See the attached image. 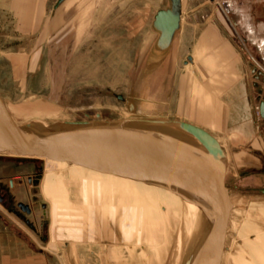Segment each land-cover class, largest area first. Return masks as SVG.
<instances>
[{
	"label": "rangeland",
	"instance_id": "1",
	"mask_svg": "<svg viewBox=\"0 0 264 264\" xmlns=\"http://www.w3.org/2000/svg\"><path fill=\"white\" fill-rule=\"evenodd\" d=\"M58 1L48 0L50 7H53ZM193 1L195 3L205 1L207 5L203 9L185 12L183 28L177 37V42L180 41V46L183 48L180 57L174 51L176 48L171 52L163 53L152 47L155 36L151 32L153 15L156 9L169 7L170 0H112L113 16L115 7L120 8L117 10V15L123 13V18L129 19V23L131 18L143 13V47L139 45L140 43L133 42L131 31H135V29L131 30L129 27L126 35L113 36L112 42L105 41L103 35H100L102 26L99 28L103 24L104 0H95L97 26L95 40L90 43H80V50L73 54L69 52L68 56L63 55L62 52H56L57 42L54 38L42 42L45 50L41 64L34 73L29 74L26 72V57L31 53L34 44L29 41V38H23L18 34V17L14 9V0H0V91L7 98L6 103L13 116L17 117L19 122L45 124L87 119V115L96 116L98 113L102 115L103 119L110 120L148 117L187 121L181 106L175 104L169 108L166 103L170 99L173 102L175 99L178 102L180 100V104L182 103L184 92L181 88L184 87L186 78L184 72L186 57L183 53L189 52L188 48L195 45L197 37L205 29L204 19L211 18L215 19L217 23H225V25L219 26L220 30L239 51L241 63L238 65V69L247 73L243 82L246 83L252 122L254 123L256 118L260 124V131L263 132L264 127L258 112L259 101L256 94L258 95L262 91L263 95L264 90H255L254 81L259 84L258 86H264V82L262 78H255L252 74L253 70L264 73V55L258 47L259 45L264 46L261 43L264 41V0H239L238 2L229 0L233 8V11L230 12L227 11L223 0ZM234 21L239 22L236 28L229 25ZM191 23L195 25L191 26ZM126 39L129 40L127 43ZM240 80L242 78L237 75V67H233L224 76L223 82L217 84L219 86L215 93L218 95V104L224 107V121L210 122L206 127L199 125L217 137L228 156V182L233 189L236 202L240 203H237V212L234 216L238 230L242 229L244 223L248 221L246 204L260 201L264 203L263 135L262 138L257 135L256 140L259 139V145H256L252 141L254 137H244L234 126L244 115L240 111L243 98L238 97L241 93L238 87ZM171 86L173 87L172 91H170ZM115 95H123L129 102L132 101L135 105V113L130 111L129 103L118 100ZM241 129L251 134L250 124ZM3 161H16L21 164V171L26 175H32L33 180L37 176L40 180L34 183L41 187L43 194L39 200L49 205L55 200L50 198L46 185L50 174L53 175L55 170L58 171L56 180L60 182L63 189V193L58 190L55 193L56 201H60L58 209H61L63 214L65 213L64 215L67 214L72 218L67 221L68 223H74L75 228L80 226L81 230H88V228L94 230L100 226L95 221V216H99V213L90 204L91 201L94 203L99 198L93 194L91 186L95 192L100 190L99 194L106 199L103 208L109 206L113 212L115 210L114 202H116L122 212V214L118 213L122 215L119 223L112 220L109 225L113 231V242H102L101 244V252L105 259H107V249H109L110 254L107 257H109L110 264H151V261L157 264L156 257L159 256L161 239L164 238L162 234L169 233V231L161 228L162 230L160 229L156 236L159 241L156 242L154 238L153 241L156 242L154 250L157 251L153 252L149 244L145 243V237L151 233H153V237L155 230L144 227L152 212L150 208L145 207V202L134 194L133 191H136L137 188L125 183L117 185L107 183V181L104 183L99 181L100 179L97 180L98 178L94 174L89 176L85 168L68 166L65 163H57L54 171H49V161L47 160L34 161L0 157V162ZM73 167L79 175H82L81 177L88 181L91 192L85 190V186ZM134 186L143 192L146 190L144 193L150 197V191H147L146 188L139 185ZM73 197L77 199L74 201L76 204L82 205L71 204L70 198ZM159 208L165 212L164 206ZM252 211L256 221L259 222L257 224L264 227V222L258 220V217L263 215L260 212L255 215V211ZM250 214L252 215V213ZM76 218L80 220L79 223L74 222L77 220ZM124 230L129 232V236ZM241 232L243 233V231ZM241 232L238 238L229 239V252L233 257L236 255L240 258L238 264H251V261L248 263L242 255H251V240L261 246L263 250L264 241L261 239L257 241V236L251 230H248L249 236H245ZM173 234L175 240L171 241L169 248L165 244L166 250H163V253L168 251V255L166 258L164 255L162 264H167L168 256L175 245L176 232ZM240 239L244 241L245 248L240 244ZM164 240L166 241V239ZM144 248L147 249L146 256ZM189 250L190 247L185 252L182 264L190 259L191 255L188 257ZM221 252L223 251L221 250ZM231 256L228 258L229 260H232Z\"/></svg>",
	"mask_w": 264,
	"mask_h": 264
},
{
	"label": "crops",
	"instance_id": "2",
	"mask_svg": "<svg viewBox=\"0 0 264 264\" xmlns=\"http://www.w3.org/2000/svg\"><path fill=\"white\" fill-rule=\"evenodd\" d=\"M238 1L236 0V2ZM170 2L169 7L158 8L153 15L151 32L155 36L152 47L163 53L171 52L176 48L174 51L180 57L183 48L180 46V41L177 42V37H179V31L183 28L185 12L203 9L207 4L205 1L195 3L193 0H181L178 9L182 17L181 27L176 32L171 44L164 45L161 41V32L155 27L154 22L155 16L160 10L173 8L172 0ZM223 2L227 11H233L229 0H223ZM57 4L50 7L48 0H14V9L18 17V34L23 38H29V41L34 44L31 53L26 57V72L29 74L34 73L41 64L45 50L42 42L54 38L57 42L56 52H62L63 55L68 56L69 52L73 54L80 50V43H90L95 40L97 27L95 0H65L59 6ZM119 9L115 7L113 16L112 0H104L103 16L101 15L103 24L99 26V28L102 26L100 35H103L105 41L112 42L113 36L126 35L129 27L131 30L135 29V31H131V35H134H132L133 42L140 43L139 45L143 47V13L136 15L133 19L131 18L129 23V19L123 18V13L117 15ZM204 23L205 29L197 37L195 45L188 48V53L187 51L183 53L186 60L191 56L193 63L184 61L186 78L184 87L181 88L184 92L182 103L180 104V100L178 102L175 99V102H173L170 99L166 104L169 108L175 104L181 106L187 121L204 127L210 122L224 121V107L218 104V95L215 92L219 86L217 84L223 82L224 76L233 67H237V75L242 78L238 84L239 92H241L238 97L243 98L240 111L244 115L238 121L239 123H235L234 126L244 137H254L252 141L259 145V139L256 140V137L262 138V136L256 134L260 131L258 120L255 118L256 123L254 125L252 122L246 83L243 82L247 73L238 69V65L241 63L239 51L220 30L219 26L225 25V23H217L215 19L211 18L204 19ZM190 25L194 26L195 24L191 23ZM229 25L236 28L239 22L234 21ZM128 41L125 40L126 43ZM261 43L264 44V41H261ZM258 47L264 55V46L259 45ZM260 74L261 72L253 70L252 75L255 78H258V76L263 78ZM258 85L254 81L255 90L258 91L259 88H264V86ZM172 89L171 86L170 91ZM0 94L7 102L4 93L0 91ZM247 124L251 126V134L241 129ZM247 129L249 130V128ZM21 166L16 161L0 162V184L6 190H1L3 200H0V264H71L66 243L70 244L71 253L75 255L79 264H105L106 259L102 255L101 244L102 242H113V231L109 225L112 220L119 223L122 216L119 215L122 214L121 207L114 202L115 210L112 212L109 206L106 208L93 206L94 209L97 208L96 210L99 213V216L95 218L100 224L97 227L98 229L81 230L80 226L75 228L74 223L67 222L72 218L67 214L64 215L65 213L63 214L62 210L58 209L60 201H52L53 203L49 205L39 200L43 197V194L41 187L34 182L40 179L35 175L36 179L33 180L32 175H26L21 171ZM70 201L74 206L82 205L74 202L77 201L75 197L70 198ZM234 201L236 202V200ZM246 205L248 221L244 223V227L257 236V241L260 239L264 241V227L257 224L258 221H256L252 211H255V215L260 212L263 216H257L258 220L264 222V203L260 201ZM22 206H28L31 210L30 213L23 210ZM179 209L187 217L188 222L185 221V223L189 226V230L195 229V223H198L199 218L202 219L199 208L180 199ZM76 219L74 222L79 223L80 220ZM125 233L129 236L128 231H125ZM118 234H121V232ZM231 255L230 252L225 251L223 264H238L240 258ZM230 256L232 260L228 259ZM242 256L243 259H247L248 263L251 261V264H264V250L253 240H251V255Z\"/></svg>",
	"mask_w": 264,
	"mask_h": 264
},
{
	"label": "water",
	"instance_id": "3",
	"mask_svg": "<svg viewBox=\"0 0 264 264\" xmlns=\"http://www.w3.org/2000/svg\"><path fill=\"white\" fill-rule=\"evenodd\" d=\"M64 1L59 0L57 5ZM180 2L172 0V9L160 10L155 16L154 25L161 32L164 45L171 44L181 27ZM189 62L193 63L191 56ZM260 75L264 82V73ZM115 97L129 103L130 111L135 113L132 101L123 95ZM259 111L264 118V93ZM101 116L98 113L87 115V119L55 124L19 123L0 94V157L65 163L169 190L199 208L209 234L223 249L204 264H223L224 253L230 249L229 239L238 238L241 231L249 236V232L245 227L238 230L234 218L237 203L228 182V156L217 137L182 120L148 117L110 120ZM3 189L0 184V200ZM22 208L31 211L28 206ZM240 244L245 248L242 239ZM66 248L70 263L79 264L69 243ZM106 258V264H110L109 257ZM190 259L185 264H190Z\"/></svg>",
	"mask_w": 264,
	"mask_h": 264
},
{
	"label": "bare ground",
	"instance_id": "4",
	"mask_svg": "<svg viewBox=\"0 0 264 264\" xmlns=\"http://www.w3.org/2000/svg\"><path fill=\"white\" fill-rule=\"evenodd\" d=\"M14 118L16 119L17 117H14ZM19 123H25V122H19ZM56 164H57L56 162L49 161V164H48L49 171H54L53 169L56 168ZM73 169H74L75 173L77 174L78 178L81 180L83 186H85L84 187L85 190L90 191L89 190L90 185H89L88 181H86L83 177H81L82 175H79V173L76 172L75 167H73ZM87 171H88L89 176L91 174L92 175L94 174L97 176V178H98L97 180L100 179L99 181H102L104 183H105V181H107V183L116 184V185L119 183H125V184H130V186L137 188L136 191H133L134 194H136V196L140 200L145 202V204H146L145 207L150 208L151 212H152L151 216L147 220L146 225L144 227L146 229H149V230H155V235H153V237H152L153 233H151V235L145 237L146 238L145 243L149 244V246L151 247L153 252L157 251V250H154V247L156 245V242L159 241L156 238L157 234L159 233V230L161 228H163V230L169 231V233L166 232V234H162V235H164L163 236L164 238L161 239V243H160V247H161L160 250L161 251L159 252V256L157 255V257H156L157 264H162V261L164 259L163 258L164 255H165V258L167 257L168 251L163 253V250L164 251L166 250L165 244L167 245V248H169L171 241L175 240V239H173V235H174L173 233H175V232H176V236H177L176 242L174 243L175 245L172 248V250L168 256L169 260H168V262H166L167 264H182L183 258L185 256V252L187 251L188 247H190L188 257L191 255L190 256V258H191L190 264H204V262H205V260H207V258L220 254V251L222 248L219 247L218 243L215 240L213 241V238L209 234V229L206 225L205 220L203 219V216H202V219L199 218L200 220L198 221V223H195V225H196L195 229H193L192 231L189 230V228H188L189 226H187L185 223V221L188 222L187 217L179 209V201L182 198L177 196L175 193H173L169 190H166L164 188L157 187V186H151V185H147L145 183L136 182V181H132V180L124 179V178H119V177L112 176V175L97 173V172H93L90 170H87ZM57 172L55 170V172H53L54 174L52 173L53 175L50 174L49 180H48L47 185H46V186H48L47 191L49 192L50 198H54V200H56V198H57L55 196V193L57 190L60 193H63V189L61 188L60 182H57V180H56V176H57L56 173ZM88 175H86V176H88ZM134 185H139L142 188H146L147 191H150V194H151L150 197H148L144 193L146 190L143 192L140 188H138L137 186H134ZM91 188L93 189L92 192L96 196V198L99 197V198H97L96 202H94V203L92 201L90 202L91 207L96 206L98 208L102 205L101 208H103V205L106 204V199L103 196L101 197V195L99 194L100 190L98 192H95V189L92 186H91ZM160 206H164L165 212L160 210V208H159ZM97 208H95V210ZM92 212H94V211H92ZM96 212H97V210H96ZM200 212H199V214H200ZM200 216H201V214H200ZM102 218H103V216H102ZM94 225H95V223H94ZM192 232L194 235L192 234ZM165 236H166V238H165ZM154 238H155L156 242L153 241ZM164 239H166V241ZM157 245H158V243H157ZM155 249H156V247H155ZM206 250H207L208 254H206V256L203 257V254H204V252H206ZM107 254L109 256V254H110L109 249H107ZM185 263H183V264H185ZM151 264H154V263L151 261Z\"/></svg>",
	"mask_w": 264,
	"mask_h": 264
},
{
	"label": "flooded vegetation",
	"instance_id": "5",
	"mask_svg": "<svg viewBox=\"0 0 264 264\" xmlns=\"http://www.w3.org/2000/svg\"><path fill=\"white\" fill-rule=\"evenodd\" d=\"M259 75V74H258ZM262 78V77H261ZM259 90H264V88H259ZM258 90V91H259ZM263 93H264V91H263ZM256 96H258V101H259V103H258V112H259V114H260V111H259V105H260V102H261V100H262V97L261 96H263L262 95V91H261V93L259 92V94L258 95H256ZM255 108V107H254ZM260 116H261V114H260ZM261 120H262V125H263V127H264V118L261 116ZM256 123V120L254 119V123H253V125ZM255 128V127H254ZM259 129L261 130V128H260V124H259ZM255 130H256V128H255ZM257 132V131H256ZM257 134H259L260 136H262L263 134H264V131L263 132H261V131H258L257 132Z\"/></svg>",
	"mask_w": 264,
	"mask_h": 264
},
{
	"label": "trees",
	"instance_id": "6",
	"mask_svg": "<svg viewBox=\"0 0 264 264\" xmlns=\"http://www.w3.org/2000/svg\"><path fill=\"white\" fill-rule=\"evenodd\" d=\"M29 160H31V159H29ZM34 161H40V160H34Z\"/></svg>",
	"mask_w": 264,
	"mask_h": 264
}]
</instances>
